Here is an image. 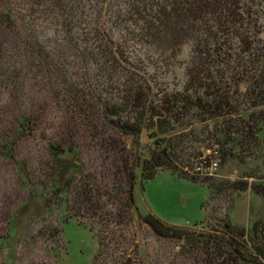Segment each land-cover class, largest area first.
Segmentation results:
<instances>
[{"label":"rangeland","instance_id":"1","mask_svg":"<svg viewBox=\"0 0 264 264\" xmlns=\"http://www.w3.org/2000/svg\"><path fill=\"white\" fill-rule=\"evenodd\" d=\"M80 2L75 10L82 22L76 21V13L75 21L63 20L59 0L37 4L35 0H0V138L11 140L17 119L29 117L14 154L30 172L26 186L14 163L0 157V264H220L181 248L176 240L157 236L140 215L152 213L165 223L201 230L224 213L233 225L249 230L264 216V197L251 190L254 183L264 184V112L257 144L240 147L236 157H225L210 170L209 182L221 184L220 191L161 170L151 179L135 181L133 203L128 202L129 185L120 165L133 149L131 136H122L111 126L97 100L86 97L90 114L82 116L66 96L67 88L86 92L90 76L95 83L87 69L90 63L84 64L79 52L94 45L88 34L91 9L103 14L114 4L113 10L122 12L127 0ZM126 14L121 17L126 19ZM126 20L122 25L129 29L136 23L133 16ZM106 28L116 41L121 27L107 24ZM131 43L122 50L133 57L140 48ZM188 53L185 45L175 58L158 66H145L140 53L142 64L136 65L159 86L170 87L182 83ZM205 124L212 126L209 121ZM193 127L196 132L205 128L200 123ZM68 139L77 147L79 171L96 190L97 202L89 210L74 207L72 189L53 193L46 176L53 165L47 146L58 141L68 144ZM106 141L115 142V148L106 147ZM151 141L145 132L140 136L143 157ZM238 182L243 189L233 188ZM113 187L118 193L112 192ZM31 194L34 199L29 198ZM235 264L259 263L241 260Z\"/></svg>","mask_w":264,"mask_h":264},{"label":"trees","instance_id":"2","mask_svg":"<svg viewBox=\"0 0 264 264\" xmlns=\"http://www.w3.org/2000/svg\"><path fill=\"white\" fill-rule=\"evenodd\" d=\"M79 4L80 0H59L62 19L75 21ZM113 6L103 14L91 7L88 34L94 45L79 52L84 64L90 63L87 69L95 83L87 76L86 92L84 88H67V98L82 116L90 114L86 97L97 100L111 126L122 136H131L134 151L120 165L129 185L128 202L133 203L135 181L151 179L161 170L220 191L221 184L209 182L212 160L217 158L218 165L225 157H236L240 147L256 145L261 130L264 109L258 107L264 105V0H127L122 12ZM125 14L126 19L133 16L136 20L130 29L122 25L127 22L121 17ZM78 15L76 21L82 22L81 13ZM107 24L124 29L116 41ZM129 42L140 48L133 57L122 50ZM185 45L189 53L181 84L161 87L137 67L142 64L140 53L145 66L164 65ZM208 121L212 122L210 128L205 124ZM28 123V116H20L14 137L9 141L0 138V157L14 163L26 186L30 172L14 151ZM195 123L205 128L196 132ZM143 132L152 140L145 157L139 144ZM205 132L206 137L202 136ZM65 142L68 144L58 141L47 146L53 158L46 171L51 191L61 195L72 189L74 207L89 210L97 202L96 190L79 171L76 145L70 139ZM105 146L112 149L116 143L106 141ZM130 156L133 162H128ZM239 184L233 188L243 189ZM251 190L264 197L263 183L252 184ZM112 192L118 193V189L113 187ZM216 219L198 230L165 223L152 213L140 215L141 222L157 236L176 240L181 248L203 253L220 264L241 260L264 264V216L249 230L233 225L224 213Z\"/></svg>","mask_w":264,"mask_h":264},{"label":"built area","instance_id":"3","mask_svg":"<svg viewBox=\"0 0 264 264\" xmlns=\"http://www.w3.org/2000/svg\"><path fill=\"white\" fill-rule=\"evenodd\" d=\"M217 158H214L210 164V166L208 167V170H212V169H215V167L217 166Z\"/></svg>","mask_w":264,"mask_h":264}]
</instances>
